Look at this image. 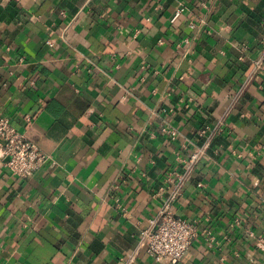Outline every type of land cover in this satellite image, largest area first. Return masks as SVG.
<instances>
[{
    "label": "crops",
    "instance_id": "obj_1",
    "mask_svg": "<svg viewBox=\"0 0 264 264\" xmlns=\"http://www.w3.org/2000/svg\"><path fill=\"white\" fill-rule=\"evenodd\" d=\"M262 53L264 0H0V117L50 156L0 141V264H171L130 259L163 209L200 229L176 264H264Z\"/></svg>",
    "mask_w": 264,
    "mask_h": 264
},
{
    "label": "built area",
    "instance_id": "obj_2",
    "mask_svg": "<svg viewBox=\"0 0 264 264\" xmlns=\"http://www.w3.org/2000/svg\"><path fill=\"white\" fill-rule=\"evenodd\" d=\"M182 11L183 8L178 7L173 12L170 21L174 22L182 14ZM183 41L189 44L190 38H184ZM46 42L51 44V41ZM262 62H264V53L254 61L253 71L259 69ZM161 131L169 134L172 138L177 135L174 129L162 127ZM212 132L214 131L208 126L200 129L199 135L206 137L204 143L190 151L187 158L182 160L180 172L169 171L165 175L166 181L171 180V175H174L176 180L168 200H173L179 195L180 186L204 154ZM0 141L3 156L6 159V167L20 179L30 176L50 160L49 155L43 153L24 133L16 130L5 117H0ZM163 188L161 187L160 190ZM199 234L200 229L196 220L183 219L174 216L170 210L163 209L157 218L151 219L149 225L140 231L136 249L131 253L130 259L137 254L138 250L142 249L156 261L164 259L171 264H176Z\"/></svg>",
    "mask_w": 264,
    "mask_h": 264
}]
</instances>
